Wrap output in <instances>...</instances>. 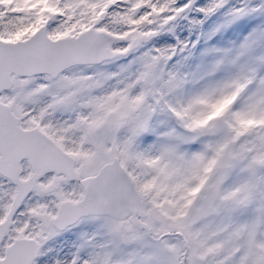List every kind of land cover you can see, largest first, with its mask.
<instances>
[{"label":"snow or ice","instance_id":"obj_1","mask_svg":"<svg viewBox=\"0 0 264 264\" xmlns=\"http://www.w3.org/2000/svg\"><path fill=\"white\" fill-rule=\"evenodd\" d=\"M0 264H264V0H0Z\"/></svg>","mask_w":264,"mask_h":264},{"label":"rangeland","instance_id":"obj_2","mask_svg":"<svg viewBox=\"0 0 264 264\" xmlns=\"http://www.w3.org/2000/svg\"><path fill=\"white\" fill-rule=\"evenodd\" d=\"M233 3H236V0H232ZM199 3L204 4L206 0H199ZM220 21H218L219 23ZM258 24L261 23L259 18L256 21ZM239 23V22H238ZM206 27V26H205ZM177 33L181 36V38L189 35V26L185 22H181L180 26L177 28ZM247 35L246 32H241V28L238 24H232L224 29L216 35L212 36L211 40L207 39L208 32L204 33L203 41H206L205 46H211L218 49H227L232 48L234 46H238L240 42H242L244 36ZM193 40L196 39V35L193 34L191 37ZM169 42H173L169 39ZM203 51V48H201Z\"/></svg>","mask_w":264,"mask_h":264}]
</instances>
